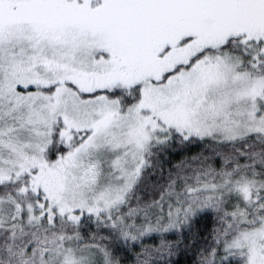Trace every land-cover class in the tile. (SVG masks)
Listing matches in <instances>:
<instances>
[{"label":"snow or ice","instance_id":"obj_1","mask_svg":"<svg viewBox=\"0 0 264 264\" xmlns=\"http://www.w3.org/2000/svg\"><path fill=\"white\" fill-rule=\"evenodd\" d=\"M0 264H264V0H0Z\"/></svg>","mask_w":264,"mask_h":264}]
</instances>
